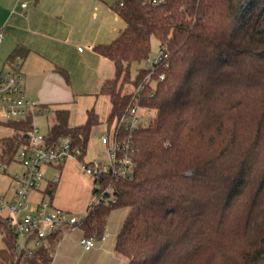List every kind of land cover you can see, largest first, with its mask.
Returning a JSON list of instances; mask_svg holds the SVG:
<instances>
[{
	"label": "trees",
	"instance_id": "1",
	"mask_svg": "<svg viewBox=\"0 0 264 264\" xmlns=\"http://www.w3.org/2000/svg\"><path fill=\"white\" fill-rule=\"evenodd\" d=\"M113 8L125 29L94 48L116 68L101 89L111 104L108 127L135 103L148 70L134 79L131 68L150 58L152 38L164 50L165 78L139 100L151 113L133 133V178L115 180V201L79 228L101 240L110 212L125 209L114 250L126 264H264V0H125ZM29 52L18 46L8 62ZM53 110L49 142L69 138L85 160L99 115L89 109L85 123L70 126L68 109ZM32 125L31 116L0 123L13 130L0 138L1 162L11 164ZM0 240V264H51L49 247L19 254L1 216Z\"/></svg>",
	"mask_w": 264,
	"mask_h": 264
},
{
	"label": "crops",
	"instance_id": "2",
	"mask_svg": "<svg viewBox=\"0 0 264 264\" xmlns=\"http://www.w3.org/2000/svg\"><path fill=\"white\" fill-rule=\"evenodd\" d=\"M113 5L114 0H0V77L19 64L24 96L52 109L69 110L80 97H95L100 85L113 76L114 62L94 48L112 43L126 26ZM18 46L30 52L8 62ZM61 71L68 73V80ZM92 189L93 179L70 159L62 167L52 200L56 207L84 216ZM70 230L62 229L57 237L66 238ZM116 241L109 235L90 251L80 245L84 263L126 264L114 250ZM60 247L63 255L55 264H70L73 245Z\"/></svg>",
	"mask_w": 264,
	"mask_h": 264
},
{
	"label": "built area",
	"instance_id": "3",
	"mask_svg": "<svg viewBox=\"0 0 264 264\" xmlns=\"http://www.w3.org/2000/svg\"><path fill=\"white\" fill-rule=\"evenodd\" d=\"M119 8L125 0H114ZM154 5H161L165 0H147ZM26 7V4H22ZM3 36L0 34V42ZM165 58L160 48L155 58L146 61L148 70L142 81L133 89L130 105L124 116L118 119L109 133L101 138L107 146L108 160L104 162L81 160L82 150L69 138H59L49 142L36 123L38 118L49 119L54 115L52 108L30 100L24 96L21 66L14 65L0 77V123L25 119L31 116L32 129L26 135V143L21 145L11 162H17L21 169L11 175L9 188L0 193V216L8 220L18 237V252L29 258L34 251L47 247L49 240L57 236L62 229H77L82 220L90 213L115 201L116 180H130L135 172L136 144L133 133L146 125L148 120L141 116L144 109L139 104L146 94L153 95L157 79L163 80L165 74L159 72ZM70 159L78 161L82 171L93 179L92 197L82 219L75 214L56 207L49 190L61 181V170ZM0 161V172L7 173V167ZM32 193L39 197L31 198ZM59 235V234H58ZM109 234L101 237L105 241ZM95 237L83 236L79 243L86 251L96 247Z\"/></svg>",
	"mask_w": 264,
	"mask_h": 264
},
{
	"label": "rangeland",
	"instance_id": "4",
	"mask_svg": "<svg viewBox=\"0 0 264 264\" xmlns=\"http://www.w3.org/2000/svg\"><path fill=\"white\" fill-rule=\"evenodd\" d=\"M160 52V43L156 38H152L151 40V58H155ZM147 64L146 62L140 63V64H133L131 68V76L132 78H136L139 69L146 68ZM116 75V68L114 64V73L111 79H113ZM103 84L100 85L97 92H95V97H80L76 100V102L73 105L69 106L70 110V117H69V124L70 126H78L83 123H85L87 119V111L89 109H94L95 112L99 115L101 124L94 128L90 134V137L86 144V151H85V160L87 162L89 161H100L104 162L108 160V154H107V146L102 143V136L104 134L109 133V128L107 125V118L109 116L110 110H111V104L109 101V98L106 96H102L101 98L96 96H99L101 93ZM131 87H127L126 90L129 91ZM54 111V110H53ZM141 116H145L148 120V112L146 110L141 111ZM55 117H51L49 119L44 118H38L36 120L37 125L39 126L40 130L47 134L51 128V126L54 123ZM113 126V125H112ZM13 134V130L9 127L0 126V138L8 137ZM21 169V166L17 162H13L12 164L7 167V173L0 172V193L6 191L10 184H11V175L16 173L18 170ZM38 196L37 193H32L31 198L36 199ZM127 210L125 209H115L113 210L108 218H107V228L105 230V234L110 235V241H115L117 238L118 232L121 229L125 219L127 218ZM78 218L82 219L84 216L82 214H77ZM80 230V229H79ZM75 229L67 231L65 235L66 238H59L56 239L55 242L49 247V252L51 256V264H55L58 258V255H61L60 246H62L63 243H70L73 245V258L71 259L70 264H85L84 263V256L82 249L80 247V239L82 232ZM83 237V236H82ZM102 241V240H100ZM99 242V241H98ZM97 242V243H98ZM103 242V241H102ZM0 247H3V243L0 240ZM60 252V253H59ZM63 255V254H62ZM61 255V256H62ZM120 260H126V258L120 259Z\"/></svg>",
	"mask_w": 264,
	"mask_h": 264
}]
</instances>
